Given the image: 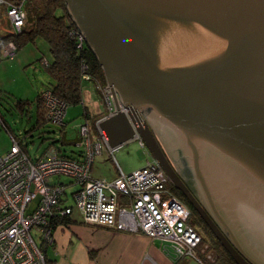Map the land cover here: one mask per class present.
<instances>
[{"label": "water", "instance_id": "water-1", "mask_svg": "<svg viewBox=\"0 0 264 264\" xmlns=\"http://www.w3.org/2000/svg\"><path fill=\"white\" fill-rule=\"evenodd\" d=\"M64 2L112 97L108 146L139 138L233 262L264 264V0Z\"/></svg>", "mask_w": 264, "mask_h": 264}, {"label": "built area", "instance_id": "built-area-1", "mask_svg": "<svg viewBox=\"0 0 264 264\" xmlns=\"http://www.w3.org/2000/svg\"><path fill=\"white\" fill-rule=\"evenodd\" d=\"M26 1L0 0V61L12 59L17 53L15 43L5 39L21 34ZM75 38L77 48H82V36L76 34ZM96 85L106 116L113 115L115 109L107 85ZM41 98L47 121L63 127L67 106L47 90ZM98 122L97 141H91L86 123L77 127L78 140L73 145L77 150L70 154L60 146L50 145L31 158L21 149L18 139H11L9 151L0 157V264H46L44 248L52 244L54 222L71 215L73 210L66 204L67 184L50 183V178L60 176L79 186L72 197L83 224L162 240L165 254L173 263L184 257L197 264L212 263L215 254L203 242L202 231L191 222L188 208L175 197L170 180L139 138L147 155L144 166L127 174L117 166V177L111 181L91 176L103 145L110 155L118 148L108 146Z\"/></svg>", "mask_w": 264, "mask_h": 264}, {"label": "trees", "instance_id": "trees-1", "mask_svg": "<svg viewBox=\"0 0 264 264\" xmlns=\"http://www.w3.org/2000/svg\"><path fill=\"white\" fill-rule=\"evenodd\" d=\"M26 19L21 34L15 37L6 38L12 40L17 51L28 43H34L37 38L42 39L48 46L51 59L44 65L45 73L49 82L44 86V90L50 91L53 97L64 103L67 107L82 105V113L79 114L83 121L88 125L95 123L106 114L103 112H91L84 104V91L87 84L93 86L94 94L97 99L102 98L101 92L97 89V83L105 86V79L100 65L93 53L84 45L82 48L76 46V34H78L73 22L67 14L64 0H28L25 3ZM42 59V58H41ZM85 67L82 69V67ZM84 76H88L85 79ZM42 92V93H43ZM11 98L7 94L0 99ZM11 100V99H10ZM13 106L18 108L21 113H26L31 118L30 107H34V123L29 131L44 127L48 122L46 110L43 105L41 94L35 100L23 101L13 99ZM10 139H16L8 126L2 123ZM61 129V134L63 133ZM29 135V133H28ZM27 137V136H25ZM78 137L67 139L63 135L59 142L62 145H74ZM56 141L49 143L43 150L50 145H55ZM21 149L27 153V149L19 141ZM62 152V151H61ZM65 156V154H62ZM72 157V156H65ZM172 188V187H171ZM173 192L174 189H172ZM176 194V193H175ZM184 200V199H183ZM190 211V220L203 231V242L209 244V250L214 252L215 260L210 264H235L221 244L216 240L208 228L202 224L201 219L196 215L192 207L184 200ZM119 205H122L120 202ZM69 216L60 218L54 222L52 229L57 225L66 224Z\"/></svg>", "mask_w": 264, "mask_h": 264}, {"label": "rangeland", "instance_id": "rangeland-1", "mask_svg": "<svg viewBox=\"0 0 264 264\" xmlns=\"http://www.w3.org/2000/svg\"><path fill=\"white\" fill-rule=\"evenodd\" d=\"M50 59L47 44L42 39L37 38L34 43H28L18 50L12 59L0 61V97L4 94L11 96V100L9 98L0 99V157L9 151L12 142L2 123L9 127L16 139L22 141L31 158H36L52 141H56L55 145L59 146V140L63 135L67 139L77 137V127L83 122V118L79 116L82 113L81 104L66 107L63 127L47 122L41 129L31 131L29 130L35 120L34 107H30L32 116L28 118L25 112L21 113L18 108L13 106V99L32 102L36 96L42 94L44 86L50 81L45 73L43 62ZM84 104L92 108L86 102ZM104 105L102 98L96 103L97 108L102 112L104 111ZM140 118L145 119L143 115H140ZM88 127L91 141H97L100 137L96 126L89 123ZM61 129L64 130L62 134ZM62 148L66 154L77 150L73 145H65ZM146 160L145 150L140 146L137 139L122 143L111 155L107 147L103 145L102 154L95 158L92 165L91 176L97 178L109 176V173L113 175L115 173L114 168H117V166L122 170L123 168L126 170L133 168L131 170L133 171L144 166ZM58 180L67 184L68 200H66V203L76 210L72 193L79 186L73 183L70 184L71 180L65 176H60ZM54 182H56V178H50V183ZM177 264L197 263L192 258L184 257Z\"/></svg>", "mask_w": 264, "mask_h": 264}, {"label": "crops", "instance_id": "crops-1", "mask_svg": "<svg viewBox=\"0 0 264 264\" xmlns=\"http://www.w3.org/2000/svg\"><path fill=\"white\" fill-rule=\"evenodd\" d=\"M98 100L93 86L87 84L84 102L93 108L88 107L90 111L102 112L96 106ZM104 111L106 112L105 107ZM59 146L63 150L62 147L65 145L60 143ZM119 169L127 174L133 168L122 170L119 167ZM114 171L113 175L109 173V176L105 177H92L111 181L117 176V168H114ZM56 181L59 182L57 178ZM52 237V244L44 248L46 264H177L179 262L173 263L166 256L164 251L166 245L162 240L150 239L141 233L88 226L83 224L80 213L74 209L66 224L55 227Z\"/></svg>", "mask_w": 264, "mask_h": 264}, {"label": "flooded vegetation", "instance_id": "flooded-vegetation-1", "mask_svg": "<svg viewBox=\"0 0 264 264\" xmlns=\"http://www.w3.org/2000/svg\"><path fill=\"white\" fill-rule=\"evenodd\" d=\"M164 150V149H163ZM166 157L170 163V165L172 166V168H174L176 170V172L178 173V175L181 177V179L184 181V183L187 185V187L192 191V193H194L197 197V199L200 201V203L203 205L202 201L199 199V197L196 194L195 191V184L194 183V178L191 176L187 165L185 164L184 160L182 159V157L178 154L177 151H173L171 149V151L169 150L168 153L166 150H164ZM173 159V160H172ZM195 185V186H194ZM172 186V184H171ZM172 189L173 186H172ZM175 192H173V194L183 203L185 204L184 200L189 204V202L187 201L186 197L181 193V191L174 189ZM176 193V194H175ZM184 199V200H183ZM190 205V204H189ZM185 206L188 208L187 204H185ZM204 206V205H203ZM192 207V206H191ZM193 209V208H192ZM207 209V208H206ZM189 210V208H188ZM194 210V209H193ZM190 212V211H189ZM194 212L196 213V215L201 219L202 224H204L207 228L208 226L204 223V221L202 220V218L199 216V214L194 210ZM209 213V212H208ZM209 215H211L209 213ZM201 228V227H199ZM202 230V229H200ZM209 230V228H208ZM210 231V230H209ZM203 232V231H202ZM211 232V231H210Z\"/></svg>", "mask_w": 264, "mask_h": 264}, {"label": "bare ground", "instance_id": "bare-ground-1", "mask_svg": "<svg viewBox=\"0 0 264 264\" xmlns=\"http://www.w3.org/2000/svg\"><path fill=\"white\" fill-rule=\"evenodd\" d=\"M136 118H137V116H136ZM137 120H138V118H137Z\"/></svg>", "mask_w": 264, "mask_h": 264}]
</instances>
